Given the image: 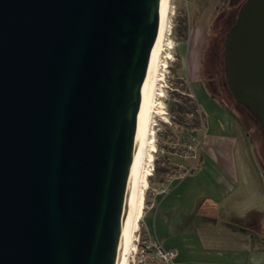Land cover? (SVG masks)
Listing matches in <instances>:
<instances>
[{"label":"water","instance_id":"1","mask_svg":"<svg viewBox=\"0 0 264 264\" xmlns=\"http://www.w3.org/2000/svg\"><path fill=\"white\" fill-rule=\"evenodd\" d=\"M163 0H0V264H120ZM264 131V0L223 41Z\"/></svg>","mask_w":264,"mask_h":264},{"label":"rangeland","instance_id":"2","mask_svg":"<svg viewBox=\"0 0 264 264\" xmlns=\"http://www.w3.org/2000/svg\"><path fill=\"white\" fill-rule=\"evenodd\" d=\"M221 1L171 0L170 31L168 40L165 41L171 58L164 59V56L168 54H164L162 58L167 63L161 67L164 76L163 80L158 81L160 84L156 90L162 94V97L159 93L156 94V102H160V108L157 107L156 110H161L163 113H153L150 120L151 131H149L145 152L146 159H149L148 153H151V159H149L151 161H146V168L150 174L144 186L143 210L134 233L128 264H162L154 258L152 243L155 238H152L149 231L161 238L159 225L164 218L162 216L155 218V213L160 199L167 194L166 189L177 192L192 185L194 191L191 192L192 189H189L188 193L194 194L197 189L200 191L207 183H213L212 175L206 168L211 166V162L206 160L201 171L202 164L199 165L200 149L205 146V140L208 149L207 146L211 141L209 137H206L205 132L216 131L222 136H235L244 150L249 152V148L253 149L254 152L252 151L253 154H251L256 165L255 172L264 189V176L259 173L263 171L264 174V153L261 150L264 148V131L254 117L249 116L250 112L246 108H238L239 106L234 105L230 91L228 93L225 89L224 93L217 94L213 86L209 87L207 84L208 71L213 73L214 81H217L218 76L220 81L225 79L222 54L224 46L221 43L224 34L235 22L234 20L230 24L227 23L224 26L219 24L214 27L215 19L224 10V6L219 5ZM214 36L216 45L220 47L219 60L216 49L213 51L215 59L206 56L205 53L212 47ZM186 70L196 72V76H193L199 80H189L185 74ZM226 96L229 98L231 96V101ZM227 103L235 114L239 115L240 111L238 112L237 109H241V113L247 116L248 119H244V129L234 118L235 116L223 112L221 107ZM170 105L174 111L170 110ZM226 109L228 110L229 107ZM214 144L217 145V143ZM171 183L173 186L170 185ZM160 193L163 194L158 195V201L150 212L154 198ZM161 206H164V203ZM262 223L263 225L260 223L261 225L254 229L256 233H253L257 238L260 234L264 235V221ZM174 236V234L171 235L169 240L172 241Z\"/></svg>","mask_w":264,"mask_h":264},{"label":"crops","instance_id":"3","mask_svg":"<svg viewBox=\"0 0 264 264\" xmlns=\"http://www.w3.org/2000/svg\"><path fill=\"white\" fill-rule=\"evenodd\" d=\"M185 74L189 80H199L194 71ZM221 108L229 115L225 106ZM205 134L211 141L208 149L206 140L201 147L199 165L201 171L206 160L211 162L206 168L213 183L194 194L188 193L189 189L194 191L192 185L177 192L166 189L155 213V218H164L159 225L161 238L149 232L165 248L176 252V264H264V235L255 239L249 231V220L256 219L258 226L264 221V189L255 172L254 150H244L232 135L222 136L216 131ZM161 194L154 198L150 212ZM173 234L177 237L171 241Z\"/></svg>","mask_w":264,"mask_h":264},{"label":"bare ground","instance_id":"4","mask_svg":"<svg viewBox=\"0 0 264 264\" xmlns=\"http://www.w3.org/2000/svg\"><path fill=\"white\" fill-rule=\"evenodd\" d=\"M171 0H163L160 20H159V28L156 38L143 122L138 142V148L131 178V193L130 200L126 211L125 222H124V232H123V241H122V250H121V260L120 264H128V255L132 250V244L134 240V233L137 230L139 225V220L141 217V213L143 210V198H144V186L146 183V178L150 174L147 170V162L151 161V153H148L149 159H146V144L148 140V136L151 131V123L150 120L152 118L153 113H163L161 110H156L159 107L160 102H156V92L157 86L160 83L158 81L163 80V73L161 72V67L165 66L167 63L166 59H170L171 55L168 52V46L165 44L167 41V36L170 31V20L169 15L171 12ZM164 54H168L164 56ZM164 56V59H162ZM164 62V63H162ZM167 66V65H166ZM162 97V94L159 93ZM160 108V107H159ZM160 111V112H159Z\"/></svg>","mask_w":264,"mask_h":264},{"label":"flooded vegetation","instance_id":"5","mask_svg":"<svg viewBox=\"0 0 264 264\" xmlns=\"http://www.w3.org/2000/svg\"><path fill=\"white\" fill-rule=\"evenodd\" d=\"M245 0H222L221 2H220V4L219 5H223L224 6V10L217 16V18L215 19V23H214V27L217 25H219V24H223L222 26H224L225 24H227V23H231L232 21H234L235 19H236V17H237V14H238V11H239V8L241 7V5L243 4V2H244ZM226 6H225V5ZM218 7V6H217ZM216 7V8H217ZM212 27V26H211ZM213 27V28H214ZM226 34V33H225ZM225 34H224V37H225ZM216 38H215V36H214V39H213V44H212V47L210 48V49H208V50H206L205 51V53H206V56H208V57H211V58H216L215 57V55H214V53H213V51L216 49V54H218V60H219V58H220V47H218L217 45H216V40H215ZM223 41H224V39H223ZM223 41H222V45H223ZM217 48H219L218 49V52H217ZM201 52V51H200ZM220 52V53H219ZM223 54V53H222ZM208 63V62H207ZM208 71V70H207ZM211 72V71H210ZM210 72L208 71V75H207V84H208V86L210 87V86H213V89L215 90V92L217 93V94H220V93H224V91H225V89L228 91V93H230L229 91V88H228V85H227V83H226V80L224 79V81H220V79H218L219 78V76H218V78H217V81H214L213 80V78H214V75H213V73L211 72V74H210ZM216 82H217V84H216ZM216 84V85H215ZM217 85H218V87H219V89H218V87H217ZM230 95V94H229ZM232 95V94H231ZM226 98L228 99L229 98V96H226ZM233 98V97H232ZM229 100L231 101V96H230V98H229ZM229 101V102H230ZM233 101V100H232ZM221 102V101H220ZM234 105H236L238 108H245L243 105H241L240 103H237L235 100H234ZM224 106H225V108L226 107H229V109H228V111H229V113L230 114H232L233 116H235L234 118L240 123V125L242 126V128H243V126H244V124H242L241 122H242V118L243 119H245V120H247L248 118H247V116L246 115H244V114H242L241 113V109H237L238 110V112H239V115H237V114H235V112H233L232 110H231V107H230V105L227 103V105L226 104H223ZM249 116H251V118H252V115H250L249 114ZM244 129V128H243ZM247 135V134H246ZM248 136V135H247ZM248 138L250 139V141L252 142V140H251V138L248 136ZM262 150V152L264 153V148H262L261 149ZM263 172V171H262ZM258 223L256 222V219H251V220H249V231L251 232V233H253V232H255L254 231V229H256V228H258ZM256 233V232H255ZM254 234V233H253ZM252 235V234H251Z\"/></svg>","mask_w":264,"mask_h":264},{"label":"built area","instance_id":"6","mask_svg":"<svg viewBox=\"0 0 264 264\" xmlns=\"http://www.w3.org/2000/svg\"><path fill=\"white\" fill-rule=\"evenodd\" d=\"M152 245L155 260L162 264H176L174 261L176 252L174 250L165 248L158 240L153 241Z\"/></svg>","mask_w":264,"mask_h":264},{"label":"trees","instance_id":"7","mask_svg":"<svg viewBox=\"0 0 264 264\" xmlns=\"http://www.w3.org/2000/svg\"><path fill=\"white\" fill-rule=\"evenodd\" d=\"M171 106V108H170V110H173L174 111V109H172L173 107H172V105H170ZM250 114V113H249ZM242 120V124H244V119L242 118L241 119ZM251 236H253V238H255V239H257V237L252 233V235Z\"/></svg>","mask_w":264,"mask_h":264}]
</instances>
